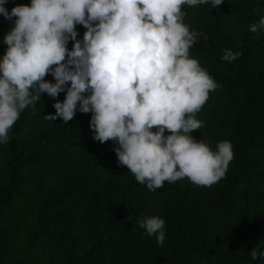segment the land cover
<instances>
[{
  "label": "trees",
  "instance_id": "obj_1",
  "mask_svg": "<svg viewBox=\"0 0 264 264\" xmlns=\"http://www.w3.org/2000/svg\"><path fill=\"white\" fill-rule=\"evenodd\" d=\"M0 264H264V0H0Z\"/></svg>",
  "mask_w": 264,
  "mask_h": 264
}]
</instances>
